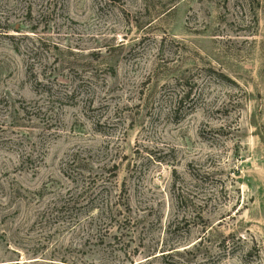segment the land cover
<instances>
[{
    "label": "rangeland",
    "instance_id": "1",
    "mask_svg": "<svg viewBox=\"0 0 264 264\" xmlns=\"http://www.w3.org/2000/svg\"><path fill=\"white\" fill-rule=\"evenodd\" d=\"M0 264H264V0H0Z\"/></svg>",
    "mask_w": 264,
    "mask_h": 264
}]
</instances>
